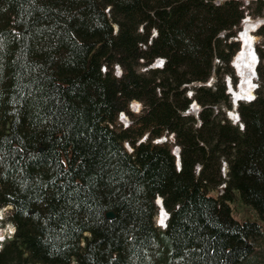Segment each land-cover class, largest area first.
I'll list each match as a JSON object with an SVG mask.
<instances>
[{
    "label": "trees",
    "instance_id": "1",
    "mask_svg": "<svg viewBox=\"0 0 264 264\" xmlns=\"http://www.w3.org/2000/svg\"><path fill=\"white\" fill-rule=\"evenodd\" d=\"M217 1L0 0V208L14 226L0 264L252 263L264 66L255 100L237 106L240 130L224 79L236 85L249 6ZM254 4L262 16L264 0ZM237 200L261 222L236 219Z\"/></svg>",
    "mask_w": 264,
    "mask_h": 264
},
{
    "label": "rangeland",
    "instance_id": "2",
    "mask_svg": "<svg viewBox=\"0 0 264 264\" xmlns=\"http://www.w3.org/2000/svg\"><path fill=\"white\" fill-rule=\"evenodd\" d=\"M221 1H223V0H218L217 3L218 2H221ZM238 1H242L244 6H247V5L249 6L248 7L249 8L248 11L244 13L245 19L248 18L252 22L253 21H257V20H263V22H264V11H263L262 16H256V10H257V8H256V6L254 4V1L255 0H238ZM241 27H242V25H241ZM241 27H240V32L243 30V29H241ZM239 36L240 35H239V32H238L237 39L234 40L235 42H238L239 43V47H240V50L237 53V55L240 53V51L242 49V43H240V41H239L240 40L239 39ZM251 36H252L253 42H254L253 43V48H255L254 50H255L258 58H259V64H261V65L264 66V60H261L260 59V56L258 54V48L259 49H264V37L260 36L257 33V30L251 32ZM257 65H258V63H257ZM230 66L232 67V69L234 71V76L236 78V85H233L232 84V81H231V79L228 76H225V79H224L225 80V84L227 86L228 79H229L230 80L229 81L230 84L228 86H230L234 90H238V88H239V86L241 84V79L239 77L238 71L235 68V65L233 64V62L230 64ZM143 70H144V68H141L140 69V71H143ZM114 73H115L116 76H120L121 75L120 69L118 67H116V66L114 67ZM210 80L211 79H209V81ZM213 82H214V80H211L210 81V84H207V86H210ZM253 82L255 84H258V85L260 84L261 79L258 78V75H257V79L254 80ZM238 83H239V85H238ZM228 91H230V90L228 89ZM263 91H264V88H263ZM254 94H256V91L253 93V95ZM228 99H229V102H230V104L232 106L231 107L232 110L229 111V112H232L233 111L232 113H235L237 115L238 114V109L235 108L236 107L235 105H232V103L234 104V101L232 102L229 96H228ZM135 103H137V102H135ZM191 107H193V106H191ZM196 108H197L196 111H190V113H193V114L197 115L198 112H199V110H200V107L199 106H196ZM233 108H235L236 110L233 109ZM141 109H142L141 104H140V107H139V110L138 111L137 110H134V107L132 106V104L130 105V111L132 113H134V114H139L140 111H141ZM227 111L225 110V114H226V117L229 118L230 116L229 117L227 116ZM118 121L120 123L119 126H121L122 128H124V127H127L130 124L131 119L126 114H124V116L123 115H120V117L118 118ZM231 123H233V122H231ZM236 125L239 127L240 130L242 129L243 124L241 123V121H239V123H237ZM171 137H172V139H171ZM170 139H171V141H173L174 140V136H170ZM175 163H176V161H175ZM226 173H227V166H226L225 163H222V166H221V174H222V177H224L226 175ZM235 207H236L235 217L239 221L248 220V221H254V222H259V223L261 222V220H260L259 216L257 215V213L252 208H248L245 205H243L240 202V200H237L235 202ZM10 212H11V209H9L8 207H1L0 208V235H2L4 237L3 240H0V248L2 246V243L5 240L6 241L9 240L13 236V234H14V231L12 230V229H14V226H13V224L9 220ZM160 218L161 217L157 218V221L158 222H159V219ZM165 222H166V219H165ZM155 224H156V218H155ZM163 227H165V224H164ZM85 236L89 237L88 234H85ZM72 264H75V263L73 262ZM251 264H264V238H262L256 244L255 254H254V257L252 258V263Z\"/></svg>",
    "mask_w": 264,
    "mask_h": 264
},
{
    "label": "bare ground",
    "instance_id": "3",
    "mask_svg": "<svg viewBox=\"0 0 264 264\" xmlns=\"http://www.w3.org/2000/svg\"><path fill=\"white\" fill-rule=\"evenodd\" d=\"M262 23H264L263 20H257V21L252 22L248 18L244 19L242 22L243 30L241 31L242 33L241 32L239 33V35H240L239 41H240V43H242V49H241L240 53L237 56H235V58L232 61L233 64L235 65V68L238 71L239 77L241 79V84H240L238 90H234L230 86H228L230 84L229 80H228V84L226 86L227 87V93H228V89L230 90L229 92H231L230 94L232 95V100L234 101L233 105H235V106H237V104H239L238 101L244 100L246 98L249 99V97H252L253 93H254L253 92L254 82L252 79H253L255 73H257L256 69L259 65V58H258V56L254 50L255 48H253L254 42H253V38L251 36V32L259 29L262 26L261 25ZM160 62L161 61H157V64L159 63L158 64L159 67H161L163 64V63L161 64ZM257 63H258V65H257ZM132 106L134 107V110L138 111L140 104L134 102V103H132ZM196 109L197 108L195 105H193V107H191V111H196ZM232 112L228 111V114L231 117V119L234 122H236L238 116ZM239 121H238V123H239ZM161 201L162 200H159L157 198L155 202L160 205ZM159 217H161V218L159 219L158 226H161L162 228H164L163 226L165 224V219L167 217V213L165 212V210L162 206L160 208V215H157V218H159ZM161 220H163V223L160 222Z\"/></svg>",
    "mask_w": 264,
    "mask_h": 264
},
{
    "label": "water",
    "instance_id": "4",
    "mask_svg": "<svg viewBox=\"0 0 264 264\" xmlns=\"http://www.w3.org/2000/svg\"><path fill=\"white\" fill-rule=\"evenodd\" d=\"M264 23H262L261 25H263ZM241 29H243V27H241ZM232 110V109H231ZM239 119H240V117H239V115H238V119H237V121H239ZM166 140H165V138L164 139H162L161 141H158L159 143H161V142H165ZM172 154L175 156V159H176V166H178V168L180 167V149L179 148H177V147H174V149H173V151H172ZM223 188V187H222ZM162 200V199H161ZM155 204H156V207H157V211H158V215H160V208H161V206L163 207V202L161 201V204L159 205L158 203H156L155 202ZM164 208V207H163ZM105 216L107 217V218H114V213L112 212V211H109V212H107L106 214H105ZM165 225H167V222H165Z\"/></svg>",
    "mask_w": 264,
    "mask_h": 264
},
{
    "label": "snow or ice",
    "instance_id": "5",
    "mask_svg": "<svg viewBox=\"0 0 264 264\" xmlns=\"http://www.w3.org/2000/svg\"><path fill=\"white\" fill-rule=\"evenodd\" d=\"M160 63L162 64L163 61H161ZM249 99H252V97H249ZM237 119H238V117H237ZM160 222L163 223V220H161ZM12 230L14 231V229H12ZM3 238H4V237H3L2 235H0V240H3Z\"/></svg>",
    "mask_w": 264,
    "mask_h": 264
}]
</instances>
